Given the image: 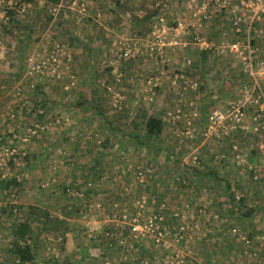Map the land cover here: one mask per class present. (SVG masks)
<instances>
[{"label": "rangeland", "instance_id": "obj_1", "mask_svg": "<svg viewBox=\"0 0 264 264\" xmlns=\"http://www.w3.org/2000/svg\"><path fill=\"white\" fill-rule=\"evenodd\" d=\"M213 1L0 0V264L32 205L34 264H264V80Z\"/></svg>", "mask_w": 264, "mask_h": 264}, {"label": "built area", "instance_id": "obj_2", "mask_svg": "<svg viewBox=\"0 0 264 264\" xmlns=\"http://www.w3.org/2000/svg\"><path fill=\"white\" fill-rule=\"evenodd\" d=\"M213 2L218 6V12L222 13V21H230L229 27L232 29L229 31L228 27L222 26L224 33L223 40L220 41V49L240 53L243 71L256 81L259 78L264 80V60L254 58L257 47L253 48L249 43L245 44L247 39L256 35L261 40V47L264 46V0H214ZM207 10L208 7L204 6L201 12V17L205 20H208L211 14V12L207 13ZM228 34L242 36V41L230 42L226 39ZM197 42L204 49L211 48L204 37H197ZM257 240H259L257 248L245 252L249 257L258 258L264 248V236L258 237Z\"/></svg>", "mask_w": 264, "mask_h": 264}, {"label": "trees", "instance_id": "obj_3", "mask_svg": "<svg viewBox=\"0 0 264 264\" xmlns=\"http://www.w3.org/2000/svg\"><path fill=\"white\" fill-rule=\"evenodd\" d=\"M58 3V1H55ZM147 14H143L141 16L134 15L131 17V22L133 24L144 25L147 24L149 20L152 19V16L156 13V10H149ZM94 111H97L98 114L102 115V111L100 107L95 106ZM144 130L146 132V136L151 139L154 136H158L162 131V121L158 118H150L146 123ZM109 142V140H107ZM1 187L4 190H9L12 187L18 186L17 180H6L2 181ZM252 212V211H249ZM245 216V215H244ZM247 216V214H246ZM28 217L29 223L20 225L19 229L15 232V235L18 237L19 243L15 247L14 255L15 258L19 261L20 264H34L35 263V252L33 246L26 241V238L29 236L28 234L34 230L39 229L40 227L44 230L49 228L50 217L46 211H44L41 207L32 205L29 206L28 209Z\"/></svg>", "mask_w": 264, "mask_h": 264}, {"label": "crops", "instance_id": "obj_4", "mask_svg": "<svg viewBox=\"0 0 264 264\" xmlns=\"http://www.w3.org/2000/svg\"><path fill=\"white\" fill-rule=\"evenodd\" d=\"M92 112H94V116H96V117L100 116V114H98V112H97V113H96L95 111H92ZM97 115H98V116H97ZM41 118H42V116H41ZM20 178H25V180H26L27 182L29 181V180H27L28 178L25 177V173H23V175H21V176L19 177V179H20ZM13 180H16V179H13ZM17 181L20 182V180H17ZM29 188H32V187L29 186ZM29 188H28V189H29ZM27 193H29V191H27ZM25 196H26V195H25ZM19 208H20V209H24V210H25L26 208L29 209V207H19ZM43 208H44V207H43ZM27 218H28V217H27Z\"/></svg>", "mask_w": 264, "mask_h": 264}]
</instances>
